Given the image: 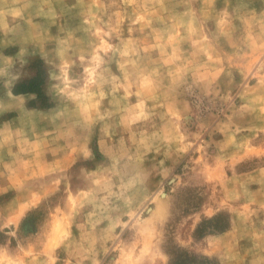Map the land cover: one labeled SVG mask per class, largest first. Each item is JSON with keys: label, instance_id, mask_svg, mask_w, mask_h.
<instances>
[{"label": "rangeland", "instance_id": "rangeland-1", "mask_svg": "<svg viewBox=\"0 0 264 264\" xmlns=\"http://www.w3.org/2000/svg\"><path fill=\"white\" fill-rule=\"evenodd\" d=\"M201 263L264 264V0H0V264Z\"/></svg>", "mask_w": 264, "mask_h": 264}, {"label": "trees", "instance_id": "trees-1", "mask_svg": "<svg viewBox=\"0 0 264 264\" xmlns=\"http://www.w3.org/2000/svg\"><path fill=\"white\" fill-rule=\"evenodd\" d=\"M35 81H37V84H38V79H36ZM39 83H40V81H39ZM35 85H36V83H35ZM33 88H34V89H33ZM33 88L30 89V90H34V91H36V89H35L36 87H33ZM22 90L24 91V89H22V88H16V89H15V91H17V92H20V91H22ZM214 219H215V218H214ZM203 222H205V221H202V223H203ZM200 225H201V223H200ZM205 260H206V259H205ZM207 260H208V259H207ZM192 263H193V262H192ZM201 264H204V263H201Z\"/></svg>", "mask_w": 264, "mask_h": 264}]
</instances>
